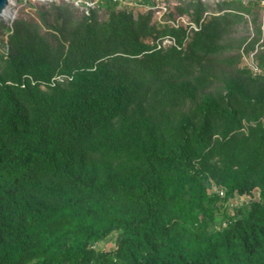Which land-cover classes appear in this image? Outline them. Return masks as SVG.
Segmentation results:
<instances>
[{
    "label": "trees",
    "instance_id": "trees-1",
    "mask_svg": "<svg viewBox=\"0 0 264 264\" xmlns=\"http://www.w3.org/2000/svg\"><path fill=\"white\" fill-rule=\"evenodd\" d=\"M94 3L6 31L0 264H264V52L252 74L222 42L260 0H181L162 21ZM182 14L195 29L164 23Z\"/></svg>",
    "mask_w": 264,
    "mask_h": 264
},
{
    "label": "rangeland",
    "instance_id": "rangeland-1",
    "mask_svg": "<svg viewBox=\"0 0 264 264\" xmlns=\"http://www.w3.org/2000/svg\"><path fill=\"white\" fill-rule=\"evenodd\" d=\"M11 1V4H10ZM10 17L6 20L0 19V52L6 51L7 48V30L10 27L11 22L16 18H34L37 19L35 11L37 9H44L50 1L53 2H70L72 5L77 6L78 10H84L86 7H93L95 5V0H10ZM119 2L118 7L129 9L132 14H136L138 12H145L147 10L151 11V21H162V14H166L168 11H172V8L178 1L181 0H151L153 2L152 5L147 6L145 4L140 3L139 0H117ZM185 1V0H184ZM200 2L206 5L204 14H210L214 12L215 3L220 0H199ZM245 3L247 0H241ZM260 7L252 8L250 14L244 15V19L239 23L235 24L232 28L231 32L228 33L222 39V42L225 44L224 54L226 53H234L238 52L239 60L238 66L243 65V58L240 53L242 48L245 46V43L249 40H255L258 34L255 33V28H259L260 32L264 30V0H260ZM9 6V5H8ZM253 14L255 15V20L252 21ZM167 25L172 24H181L183 26L189 25L192 26V22L188 19L187 15L182 14L180 16L173 15L172 19L165 20L164 22ZM260 34V33H259ZM161 46H166L171 44V40L168 38H163L159 42ZM244 50V49H243ZM242 50V51H243ZM244 54V53H243ZM218 58L221 56L218 55ZM218 73V78L221 80L227 75H232L233 72L231 70H227L224 66L221 65L217 60H215L212 64ZM220 82H218L219 84ZM253 196L256 195V192H252ZM245 198L242 196H235L227 200L228 206H238L243 204ZM113 237L114 234H109L103 240L96 242L94 244L95 250H106L111 249L113 247Z\"/></svg>",
    "mask_w": 264,
    "mask_h": 264
},
{
    "label": "built area",
    "instance_id": "built-area-1",
    "mask_svg": "<svg viewBox=\"0 0 264 264\" xmlns=\"http://www.w3.org/2000/svg\"><path fill=\"white\" fill-rule=\"evenodd\" d=\"M263 1V0H262ZM191 28L195 29L194 25L190 26ZM167 38V37H166ZM170 39V38H168ZM171 40V44H172V39ZM159 46V44H157V47ZM243 50V48H242ZM240 51L242 58H243V65L244 67L248 68V70L252 73V74H256L260 71L259 67L257 66V63L254 59L255 54L259 51L264 52V30L262 29L258 38L256 39V41L253 43V47L251 50L245 52ZM244 53V54H243ZM54 80H61V76H54L51 78L50 82L54 81ZM212 190L216 191L217 194L219 196L223 195V190L221 188H216L215 186H212Z\"/></svg>",
    "mask_w": 264,
    "mask_h": 264
},
{
    "label": "bare ground",
    "instance_id": "bare-ground-1",
    "mask_svg": "<svg viewBox=\"0 0 264 264\" xmlns=\"http://www.w3.org/2000/svg\"><path fill=\"white\" fill-rule=\"evenodd\" d=\"M9 1L10 0H8L7 1V5H6V7L3 9V12H2V16H1V18H3V19H8L9 17H10V4H11V1H10V4H9ZM9 5V6H8Z\"/></svg>",
    "mask_w": 264,
    "mask_h": 264
},
{
    "label": "water",
    "instance_id": "water-1",
    "mask_svg": "<svg viewBox=\"0 0 264 264\" xmlns=\"http://www.w3.org/2000/svg\"><path fill=\"white\" fill-rule=\"evenodd\" d=\"M8 0H0V19L2 16L3 9L6 7Z\"/></svg>",
    "mask_w": 264,
    "mask_h": 264
}]
</instances>
